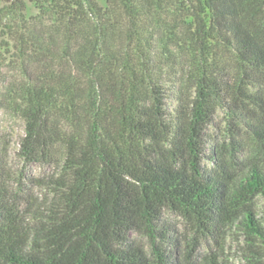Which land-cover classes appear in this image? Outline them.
<instances>
[{"label":"trees","instance_id":"trees-1","mask_svg":"<svg viewBox=\"0 0 264 264\" xmlns=\"http://www.w3.org/2000/svg\"><path fill=\"white\" fill-rule=\"evenodd\" d=\"M4 1L0 108L56 170L20 210L0 168V264H180L166 209L264 264V0ZM217 108L253 156L208 147Z\"/></svg>","mask_w":264,"mask_h":264},{"label":"rangeland","instance_id":"rangeland-1","mask_svg":"<svg viewBox=\"0 0 264 264\" xmlns=\"http://www.w3.org/2000/svg\"><path fill=\"white\" fill-rule=\"evenodd\" d=\"M24 1L27 16L34 15L37 12L35 6L28 0ZM100 2L104 4V0ZM4 4L5 1L0 0V7ZM1 35L0 28V38ZM24 128V120L18 113L0 108V168L5 188L20 210L25 207L31 210L32 206L28 205V202L35 203L36 197L41 198L47 193V189L35 182V178L49 176L55 172L56 167L25 158L20 151ZM236 130L225 111L217 108L206 131L210 136L208 147L234 154L236 158L253 156L256 151L253 143L246 134L239 136ZM256 209L258 215L264 219V197H258ZM28 215L27 219L32 222V215ZM162 220L170 225L171 236L178 240L174 255L180 264H209V259H214L218 264H251L249 258L254 255L247 251L245 237L237 230H227L222 236L214 239L208 233L204 235L197 231L190 218L174 209H166ZM132 236L137 237L142 244L146 243L142 236L134 233ZM262 262L264 263V257Z\"/></svg>","mask_w":264,"mask_h":264}]
</instances>
